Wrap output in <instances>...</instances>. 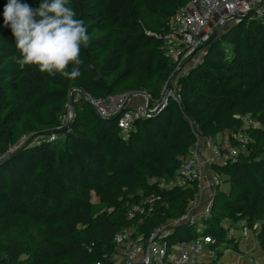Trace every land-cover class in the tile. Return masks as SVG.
<instances>
[{
  "label": "trees",
  "instance_id": "16d2710c",
  "mask_svg": "<svg viewBox=\"0 0 264 264\" xmlns=\"http://www.w3.org/2000/svg\"><path fill=\"white\" fill-rule=\"evenodd\" d=\"M187 1L69 0L89 35L82 75L69 80L19 68L14 37L3 25L7 0H0V264H116L118 231L135 228L146 237L196 196L195 182L164 189L158 181L176 175L196 140L192 127L202 137L230 135L246 115L263 128L246 131L250 143L236 161L213 163L220 182L201 234L181 223L166 239L171 245L208 236L221 257L227 248L239 252L228 231L241 223L264 253V23L246 17L225 25L180 78V102L170 100L127 131L83 97L145 92L158 99L174 67L163 37ZM22 2L37 7L41 0ZM69 102L65 137L29 142L58 127ZM149 195L159 196L153 211L129 218V207Z\"/></svg>",
  "mask_w": 264,
  "mask_h": 264
},
{
  "label": "built area",
  "instance_id": "2783aa9c",
  "mask_svg": "<svg viewBox=\"0 0 264 264\" xmlns=\"http://www.w3.org/2000/svg\"><path fill=\"white\" fill-rule=\"evenodd\" d=\"M246 17L251 21L264 23V0H188L171 19L170 30L163 37L164 55L174 67L164 82L158 99L153 100L145 93L143 102L131 104L133 97L140 93L130 92L110 94L102 98H94L84 93L83 97L100 117H116L117 126L127 131L135 120L160 111L170 100L179 103V80L199 62L201 55L198 52H203L214 30ZM66 107V113L56 128L67 126L73 118L72 104L69 102ZM253 128H263V124L250 115L242 118L241 127L237 131L230 135H219L217 139L202 137L196 127H192L196 140L176 175L173 179L161 178L158 181L159 186L164 189L182 188L195 182L198 187L196 196L190 200L180 217L155 227L146 237L136 234L135 228L118 231L113 237L115 263L220 264L218 252L211 246L208 236L200 235L194 240L179 241L171 245L168 244L166 236L172 227L181 223L196 227V231L201 234V220L210 215L213 190L220 182L219 176L212 170V165H227L236 161L239 152L250 143L246 131ZM64 137L63 132L52 133L47 136V140ZM27 138L24 135L9 150L16 149ZM158 199L159 196L149 195L131 205L129 218L150 214Z\"/></svg>",
  "mask_w": 264,
  "mask_h": 264
},
{
  "label": "clouds",
  "instance_id": "9594fccd",
  "mask_svg": "<svg viewBox=\"0 0 264 264\" xmlns=\"http://www.w3.org/2000/svg\"><path fill=\"white\" fill-rule=\"evenodd\" d=\"M69 0H41L32 7L22 0H7L3 25L10 28L23 70L36 66L41 73L75 80L82 75V48H87V26L68 6ZM91 68V65H88Z\"/></svg>",
  "mask_w": 264,
  "mask_h": 264
},
{
  "label": "rangeland",
  "instance_id": "374dc122",
  "mask_svg": "<svg viewBox=\"0 0 264 264\" xmlns=\"http://www.w3.org/2000/svg\"><path fill=\"white\" fill-rule=\"evenodd\" d=\"M198 54L202 55L200 51ZM215 138L217 139V137ZM228 234L237 240L239 252H232L231 249L227 248L224 250L223 256L220 257V264L226 255L228 257L239 256L242 264H264V253L256 242V233L245 229L241 223H237L229 227Z\"/></svg>",
  "mask_w": 264,
  "mask_h": 264
},
{
  "label": "water",
  "instance_id": "95a60500",
  "mask_svg": "<svg viewBox=\"0 0 264 264\" xmlns=\"http://www.w3.org/2000/svg\"><path fill=\"white\" fill-rule=\"evenodd\" d=\"M220 31H221V29H215L214 32L212 33V35L210 36L209 41L212 40L213 38H215V37L219 34ZM207 43H208V42H207ZM207 43H206V44H207ZM206 44H205V45H206ZM140 94L145 95V92H141ZM68 127H69V125L64 126V127H61V128H55V129H50V130H44V131H42V132H37V133H35V134L31 137V139H30L29 142H31V140H33L34 138H36V137H38V136H41V135H45V136H46V135H50V134H52V133H56V134H58V133H62V132H64Z\"/></svg>",
  "mask_w": 264,
  "mask_h": 264
},
{
  "label": "crops",
  "instance_id": "0c3cea01",
  "mask_svg": "<svg viewBox=\"0 0 264 264\" xmlns=\"http://www.w3.org/2000/svg\"><path fill=\"white\" fill-rule=\"evenodd\" d=\"M144 96L142 94L133 97L131 104L143 102ZM241 250V248L239 247ZM242 260L239 256L228 257L227 255L223 258L222 264H242Z\"/></svg>",
  "mask_w": 264,
  "mask_h": 264
}]
</instances>
